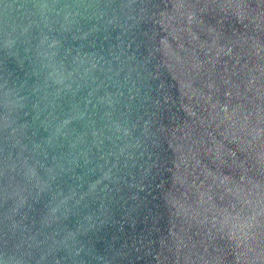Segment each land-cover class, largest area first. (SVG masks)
<instances>
[{
    "label": "water",
    "instance_id": "1",
    "mask_svg": "<svg viewBox=\"0 0 264 264\" xmlns=\"http://www.w3.org/2000/svg\"><path fill=\"white\" fill-rule=\"evenodd\" d=\"M0 264H264V0H0Z\"/></svg>",
    "mask_w": 264,
    "mask_h": 264
}]
</instances>
